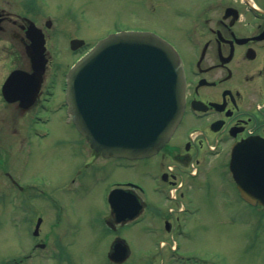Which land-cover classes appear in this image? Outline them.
Wrapping results in <instances>:
<instances>
[{"label":"flooded vegetation","instance_id":"flooded-vegetation-1","mask_svg":"<svg viewBox=\"0 0 264 264\" xmlns=\"http://www.w3.org/2000/svg\"><path fill=\"white\" fill-rule=\"evenodd\" d=\"M33 3L34 0L29 1L26 13L7 10L0 4V24L3 26L0 36L8 35L5 40L14 44L12 55L24 56L27 63L26 66L17 64L14 68L31 69L26 50V46L32 43L27 32L30 20L43 30L49 58L51 38L58 41L57 36L64 34L69 46L72 39L82 38L77 34L81 25L76 18L69 19L66 29L53 10L42 17L34 15L32 11H35V7L31 10ZM156 3L159 6H155V11L167 9L176 27L174 40L163 36L173 42L182 56L187 81L184 115L170 141L158 153L134 160L106 157L85 143L71 120L69 124L73 128L70 132L53 138L49 144H39L41 139L32 130H27L30 126L36 128L40 123L35 121L32 124L27 119L40 115L41 109L53 112L52 107L60 100L55 99L51 90L53 78L46 82L48 68L39 95L30 108L24 110L19 102L13 103L21 116L12 119L7 129L12 137L11 143L3 145L0 139V149L3 147L1 150H5L4 154L0 152V164L11 159L9 163L12 169L5 171V174L15 186L14 197L25 200L22 206L16 207V213H28V198L38 199L42 206L52 209L53 224L49 231L56 242L53 248L64 245L59 241V238L63 239L64 232L58 233L55 228L60 224L65 228L68 220V213H64L65 204H70L72 199L88 190L92 191L94 187L99 188L108 177L112 178L108 192L114 187H123L136 194L142 204L141 222L149 223L151 231L159 236L162 234V238L183 232L178 214L189 208V203L183 201V190L186 177L191 174L190 165L194 163L200 173L199 167L213 158L228 162L235 144L250 137L264 138V0H156ZM180 36L186 42L185 46L181 43L183 50L175 43ZM56 51H60V48H56ZM1 86L2 82L0 100ZM35 109L37 113H34ZM29 113L30 117L26 118ZM63 116L60 114V117ZM19 117L23 120L21 123ZM50 136L51 131L46 138ZM32 138H36L38 143ZM22 158L26 163L34 158H42L51 167V173L46 174V182L41 190L30 192L29 189L37 185L29 187L32 180L28 172L18 166ZM163 158L170 160L165 170L159 172L153 169L148 172L154 181L151 185L153 193L172 191L174 194L175 205L166 212L147 200L146 190L141 184L128 186L129 179L118 176L119 169L125 165H133L138 160L156 165L157 160ZM26 193L29 194L27 198L24 197ZM125 212L123 208L113 210L108 203L103 223L105 231L111 236L109 245L125 238L124 231L131 224L122 219ZM161 221L164 223L162 229ZM47 240V237H41L40 242L48 247L50 243Z\"/></svg>","mask_w":264,"mask_h":264},{"label":"rangeland","instance_id":"rangeland-1","mask_svg":"<svg viewBox=\"0 0 264 264\" xmlns=\"http://www.w3.org/2000/svg\"><path fill=\"white\" fill-rule=\"evenodd\" d=\"M29 1L0 0V4L7 10L26 13ZM34 2L31 7V10L35 7V11H32L34 15L42 17L49 10H53L56 12L55 17L61 18L66 29L69 19L76 18L81 25V30L78 29L77 34L90 41V44L107 31L120 26L152 29L171 40H174V34L177 32L167 9L155 11V6H159L156 0H34ZM64 36L58 35V41L51 38L49 42L52 55L46 82L52 80L53 71L57 70L58 76L51 87L55 99L63 97V71L80 53L74 54L69 49ZM6 37L0 36V82L17 64L24 66L27 64L24 56L12 55L14 44L7 42ZM177 39L175 43L178 46L181 47V43L183 46L186 45L181 36ZM56 47H59L60 51H56ZM46 112L51 114L46 115ZM34 113H37L36 109ZM39 113L43 115L42 123L34 116L30 117L31 113L26 117H30L27 120L32 124H35V121L40 123L36 126L37 129L48 128L51 131V136L41 139L39 144H49L53 138L62 137L73 128L67 123L65 116L60 117V114H64L63 111L51 112L41 109ZM0 114V118H3L0 121L1 143L9 145L12 137L7 129L11 126V120L21 114L14 105L2 100ZM48 119L50 122L47 123ZM19 121L21 123L23 120L19 117ZM30 130L36 131L31 126L27 131ZM4 151L0 152L4 154ZM6 151L8 155L7 147ZM10 160L7 159L6 163L0 164V264H59L53 248L55 240L51 238L52 234L49 231L53 224L52 209L42 206L39 200L28 198L27 203L30 205L28 213L24 217L22 214L19 217L21 224L15 220L12 201L14 190L10 189V183L5 176V170L12 169ZM43 161L42 158H34L26 163L22 158L18 163L32 180L29 187L37 185L36 188L29 189L32 193L41 190V186L44 187L46 174L51 173V167ZM169 162L168 158H163L158 159L154 165V162L138 160L133 165L120 168L118 176L141 184L146 190L147 200L159 207L160 211L162 209L166 212L175 204L165 197V193H153L151 185L154 181L148 171L155 169L162 172ZM203 167V174L186 177L183 201L189 203L190 210L178 214L183 226L182 233L162 238V234L157 236L151 231L147 222L132 225L124 231V237L131 249L129 264H264V207L251 205L240 198L227 162L223 163L217 157ZM203 167H199V172ZM111 181L112 178L108 177L99 188L94 187L92 191L88 190L72 199L70 204H65L64 213H68L65 228L62 224L55 228L58 233L62 231L65 234L63 239L59 238V241L65 244L68 255L63 264H110L107 255L111 236L104 229L103 215L108 209L104 197L105 189ZM24 197H29V194L26 193ZM38 215L43 216L40 235L42 238H48L50 246L38 249L26 262L24 255L32 250L31 246L37 240L35 236L33 237L32 231ZM162 227L164 223L161 221L160 229ZM161 239L167 240L166 246L160 247ZM172 242L177 244L179 251L171 250Z\"/></svg>","mask_w":264,"mask_h":264},{"label":"water","instance_id":"water-1","mask_svg":"<svg viewBox=\"0 0 264 264\" xmlns=\"http://www.w3.org/2000/svg\"><path fill=\"white\" fill-rule=\"evenodd\" d=\"M33 35L34 45L28 49L33 71H12L2 88L7 101L20 100L25 108L36 98L47 62L42 35L38 30ZM80 43L76 41L73 47ZM66 91L68 110L78 129L106 155L156 153L171 137L185 108L180 57L166 41L149 33L120 32L99 41L70 69ZM256 154L257 165L253 162ZM230 168L242 194L251 202L264 204V190L255 193L251 188L254 169L259 183L264 178L259 172H264V140L237 144ZM134 202L124 209L129 219L138 213ZM127 256L128 246L121 242L109 254L115 262Z\"/></svg>","mask_w":264,"mask_h":264}]
</instances>
